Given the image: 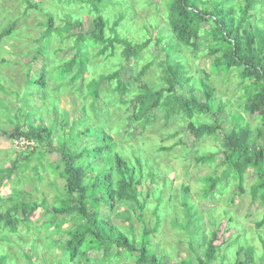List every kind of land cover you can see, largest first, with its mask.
<instances>
[{
    "label": "trees",
    "instance_id": "16d2710c",
    "mask_svg": "<svg viewBox=\"0 0 264 264\" xmlns=\"http://www.w3.org/2000/svg\"><path fill=\"white\" fill-rule=\"evenodd\" d=\"M161 1L166 8V26L157 29L156 34L149 38L155 41L156 47L163 54V62L158 63L157 66L164 89L157 92H152L145 83H140V80L153 66L151 61L141 65L140 71L129 79L137 83L134 92L130 90L132 88L130 82L124 83L119 79V74L125 69L127 63H139L149 40L145 39L136 43L128 38V35L120 36L118 25L124 21V25L127 23L130 27L125 21L124 13L131 12L132 9L127 5L125 12L118 14L117 19L109 23L107 10L115 7L114 0H53L52 2L55 4H64L67 9L70 7L74 9V5H77V8L86 9L92 17V30L89 33H82L78 17L72 16H67L68 19H63L64 21L57 26L53 17L46 14L45 22L42 24L43 29L34 42L35 48L26 54L30 58L27 64L28 69L39 56L46 62H50L49 64L52 66L48 71L50 65L44 63L41 67V74L35 75L34 79L29 82L36 86L39 93V97L34 98L36 96H33L37 111L30 105L26 106L27 112L20 114L22 122L19 125H14L10 132L0 130V135L12 142L24 139L33 143L31 149L17 153L15 160L11 162L12 165L0 169V186L9 180V176L16 170L19 161L29 163L32 156L35 155L36 168L42 170L43 157L51 152L58 154L61 170L58 166H54L51 170L64 180L65 194L61 195L60 200H57L49 218L53 216L69 217L74 222V225L65 231V241L61 244L64 255L63 263L91 264L92 261L87 255L89 251H93L101 252L100 260L104 264H109L114 259L119 261L118 254L121 252L125 257L133 256L134 264H164L163 260L157 258L148 248L149 237L157 231L160 223L157 216L158 207H155L151 213L155 224L148 229L143 223L145 200H140L141 194L137 195L135 192L136 187L142 181L151 182L153 180L154 173H156L154 168H149L151 173L147 174L142 169L140 161L135 158V153L130 161L124 154L120 155L112 138L103 129L98 132L97 137L92 134L93 130L88 129L91 122L84 114V107L80 112L83 115L74 116L68 123L67 115L63 110H59L57 105L60 102L61 94L62 99L77 96V94L74 96L68 92L73 87L82 88L84 91L83 102L88 101L90 111L95 114L94 102L99 96V84L104 81L113 82V88L109 95L117 98V101L127 97V105L132 108V116L136 123V130L131 135L133 138L145 130L146 115L152 110H159L165 123L173 121L176 117L186 120L188 134L198 142L204 136L212 135L223 127L219 118L224 113L226 106L219 102L215 103L214 90L209 83L211 76L217 71H222L225 75L230 71H237L239 82L243 85L245 100L238 105L239 114L228 113L227 119L231 128L227 132L224 131L225 134L220 141L218 151L222 158L218 165L224 167V170L218 176H207L201 180L203 197L215 193L226 181L233 183L235 194L232 196H241L244 193L247 171L252 170L255 174V182L250 187V200L251 203H259L264 208V145L258 143L261 137L264 141V14L260 18V13L264 10V0ZM26 5L29 9L41 11L40 7L36 5H31L28 2ZM203 26H207L204 33L207 40L205 56L210 60V67L201 70L202 79H197L194 84L192 83L193 76H190V71L180 57L179 49L197 53ZM15 27V21L6 22L0 29V42L9 38L14 33ZM165 28L169 32V37L161 36ZM164 39H167V45L163 44ZM55 41V48H59L50 49ZM61 47L72 48L73 57L69 62L53 59L60 53ZM93 50L95 52L91 55ZM47 55L49 58H46ZM98 58L104 63L115 59L116 63L106 73L94 71L96 75L92 73L89 75L91 79L87 80L86 78L82 83L81 78L88 74L91 61ZM65 83L69 84L65 86L66 91H60L58 95L49 88L50 86L61 88ZM195 85L201 92L200 100L194 96ZM183 88L190 91V97L177 95V89ZM27 90L25 93L29 95L33 93ZM2 91L6 92L4 89ZM45 94L52 100L48 113L45 111ZM11 106L18 108V106ZM58 111L63 118V128L65 129L63 135L66 136V139L63 143H59L57 148L51 150L54 133L50 126H47L45 117L49 118L53 112ZM32 115H37V117L30 120ZM197 116H209L211 122L194 123ZM244 116L257 117L261 129L256 132V135L251 134L250 127L243 121ZM81 126L86 128L81 130ZM81 137L93 138L95 147L80 153L73 151L76 139ZM38 147L43 151L38 153ZM165 150L170 151L169 148L162 149V151ZM216 156L215 152L210 153L197 157L196 162L212 164ZM83 157H87L89 160H99L102 168L96 171L89 164L79 162ZM26 197L25 192L12 190L5 199V203L11 204V206L4 212L0 211V228L14 234L19 222H30L32 214L42 205L31 200L24 202ZM180 197L184 215V225L181 227L195 226V234H199L202 241V255L195 258L194 264H224V254L222 257L218 256L224 243L217 246L214 244L220 238L219 228L216 227V230L206 236L200 226L201 217L198 210L188 201L189 188L187 186H181ZM158 201L159 198L155 200L156 203ZM2 202L3 200H0V203ZM120 205H133L137 209L135 220L141 222L140 245L138 247L134 244L133 226L126 233L114 226L110 219L109 214L117 213L116 208ZM103 206L107 207L110 213L101 215L100 210ZM133 210L130 208L128 212L132 213ZM46 225L45 228L49 229L51 222L49 221V224ZM60 226L61 222L56 228H53L54 232L50 236H53L54 233L57 235ZM254 228L256 230L264 229V212L260 220L255 223ZM190 240L192 241L190 242L191 246L193 240ZM111 249H115V251L113 252ZM262 249L263 255L257 259L260 264H264V243H262ZM27 259L29 264H33L30 258ZM5 260V257L0 256V264H4ZM180 264H192V262L183 259ZM231 264H256L253 247L241 243L232 257Z\"/></svg>",
    "mask_w": 264,
    "mask_h": 264
},
{
    "label": "rangeland",
    "instance_id": "374dc122",
    "mask_svg": "<svg viewBox=\"0 0 264 264\" xmlns=\"http://www.w3.org/2000/svg\"><path fill=\"white\" fill-rule=\"evenodd\" d=\"M52 1L0 0V29L8 21L16 22L14 33L0 42V130L10 132L14 125H19L22 122L20 114L27 112L26 106L30 105L36 110V103L33 102V99L39 97V93L36 86L29 82L34 79L35 75L41 74V67L44 63L50 65L48 71H50L52 65L39 56L36 57L30 69H28L27 64L30 58L26 54H29L35 48L34 42L43 29L42 24L45 22L46 14L53 17L57 26L64 21L63 19H68L67 16H72L74 18L78 17L82 33H89L92 30V17L86 9H82L80 6H78L80 8H77V5L73 6L74 9H71V7L67 9L64 4H55ZM26 2L40 7L41 11L29 9ZM114 2L115 7L107 10L109 23L114 22L118 14L124 13L127 5L131 6L132 9L131 12L124 13L125 21L128 22L130 27L127 23L124 25V21L118 25L120 36L128 35V38L133 42L136 41V43H140L145 39L149 40L139 63H127L125 69L119 74V79L124 83L130 82L132 87L130 90L134 92L137 83L129 79L140 71L141 65L151 61L153 66L140 80V83H145L152 92L164 89L157 66L158 63L163 62V54L156 47L155 41L152 38L149 39L156 34L157 29L166 26L164 3L161 0H114ZM260 14L261 18L264 10ZM206 30L207 26H203L200 32L197 53L182 48L179 49L180 57L190 71V76H193L192 83L194 84L197 79H202L201 70L210 67V60L205 56L207 40L204 33ZM161 36L169 37L167 28L161 33ZM55 44L56 41L52 43L50 49H54ZM163 44L167 45V39H164ZM94 52L93 50L90 54L93 55ZM72 57V48L61 47L60 53L53 59L69 62ZM46 58H49V56L47 55ZM99 60L100 58L91 61L88 74L81 78L82 83L86 78L87 80L90 78L89 75L95 74L94 71H104L106 73L116 63L115 59L106 60V63ZM49 83L51 84V82ZM112 83L104 81L99 84V96L94 102L95 114L90 111L89 102H83L84 91L81 87H73L68 91L74 96L77 94L76 97L62 99L61 94L57 107L67 115L66 120L68 123L71 122L74 116H82L83 114L80 112L84 107V114L91 122L88 129L93 130L92 134L97 137L98 132L103 129L112 138L120 155L124 154L127 160L130 161L134 157L133 153H135V158L140 161L142 169L147 174L151 173L149 168H154L156 173H154L153 180L151 182L148 180L142 181L141 186L138 185L135 190L137 195L141 194L139 196L140 200H145L143 223L148 229L155 224L151 213L155 207H158L159 227L149 237L150 244L148 248L152 250V253L163 260L164 264H180L183 259L191 260L194 264L195 258L203 252L200 235L195 234L196 227L186 228V225L181 227V225H184V215L180 205V188L185 185L189 188L188 201L198 210L201 217L200 226L202 231L206 236H209L216 230V227L219 228L220 238L214 244L217 246L222 242L224 243L218 253L219 257L224 254V264H231L232 257L241 243L253 247L256 264H260L257 259L263 255L264 229L256 230L254 225L260 220L264 208L259 203H251L249 195L250 187L255 182V174L252 170L247 171L243 188L244 193L241 196H232V194H235V189L232 187L233 183L226 181L215 193L203 197V185L201 183L204 177L218 176L224 170V167L218 165L222 159L218 151L223 135L231 128L227 119L228 113L239 114L238 105L245 100L242 90L243 85L239 82L237 71H230L227 75L223 74L222 71H217L211 76L209 83L214 90V101L226 106L224 113L219 118L223 127L212 135L204 136L198 142L188 134L186 120L176 117L173 121L170 120L165 123L159 110L150 111L145 117L147 121L145 130L139 136L131 137L132 132L136 130L132 108L127 105V97L117 101V98L109 95L113 88ZM68 85V83H65L61 88L55 86L49 88L54 94L58 95L60 91H66L65 86ZM57 88L58 91L56 92ZM3 89L6 92H3ZM26 89L33 93L30 95L25 93ZM176 92L181 97L188 98L191 95L186 88L177 89ZM193 93L198 100L201 99V92L197 85H195ZM33 96L36 97L33 98ZM44 102H46L45 111L48 113L52 100L47 97V94L44 96ZM11 105L18 106V108H13ZM35 117L37 115H32L30 120ZM45 120L47 126H50L54 133V138L51 140L52 150L66 139V136L63 135L65 133L63 118L58 111L53 112L49 118L45 117ZM243 121L250 127L252 135H256V132L261 129L256 116H244ZM210 122L211 118L209 116H197L194 120V123ZM84 128L86 127H80L81 130ZM14 142L15 140L12 142L0 135V169L12 165L11 162L15 160L18 152L26 151V149L17 148ZM258 143L264 145L263 137ZM75 144V149L72 150L76 153L91 150L95 147L93 138L81 137L76 139ZM163 148H169L170 151H162ZM43 149L46 150L45 146ZM42 151L40 147L37 148L38 153ZM214 152L217 155L214 163L196 162L197 157ZM34 159L35 155L32 156L29 163L19 161L16 170L9 176V180H6L0 186V200H3L0 203V211L4 212L6 208L11 206V204L5 203V199L12 190L25 192L27 197L24 202L31 200L41 204L42 207L32 214L29 223L19 222L14 234L0 228V256L6 258L4 264H29L27 258H30L33 264H68L67 262L63 263L64 255L61 244L65 241V231L73 226L74 222L69 217L53 216L49 218L57 200H60L61 195L65 194L64 180L51 170L54 166L60 167L61 170V165L58 162L59 156L55 152L45 155L41 161L42 170L36 168L37 163ZM79 162L89 164L96 171L102 168L99 160H89L87 157H83ZM161 187L164 188L161 189ZM231 196L232 199H230ZM158 198L159 201L156 203L155 200ZM229 200H231L230 203H228ZM101 208V215L110 213L107 207L103 206ZM130 208L134 209L132 213L128 212ZM116 209L117 213L109 214L113 225L118 227L119 230L126 231V233L133 226L134 244L138 247L140 245L141 222L135 220L137 209L133 205H120ZM49 221L52 228L46 229V224H49ZM59 222H61L60 231L57 232V235L54 233L53 236H50L54 232L53 228H56ZM190 239L193 240L191 246L190 242L192 241ZM112 251L114 252L115 249ZM100 255L101 252L89 251L87 256L92 261L91 264H94L95 261L96 264H104L100 260ZM118 256L120 257L119 261L114 259L109 264H134L133 256L125 257L122 252Z\"/></svg>",
    "mask_w": 264,
    "mask_h": 264
},
{
    "label": "built area",
    "instance_id": "2783aa9c",
    "mask_svg": "<svg viewBox=\"0 0 264 264\" xmlns=\"http://www.w3.org/2000/svg\"><path fill=\"white\" fill-rule=\"evenodd\" d=\"M15 146L19 149H31L33 147V143L27 142L24 139L15 140ZM15 148V147H14ZM16 149V148H15Z\"/></svg>",
    "mask_w": 264,
    "mask_h": 264
},
{
    "label": "crops",
    "instance_id": "0c3cea01",
    "mask_svg": "<svg viewBox=\"0 0 264 264\" xmlns=\"http://www.w3.org/2000/svg\"><path fill=\"white\" fill-rule=\"evenodd\" d=\"M4 168H6V167H4Z\"/></svg>",
    "mask_w": 264,
    "mask_h": 264
},
{
    "label": "clouds",
    "instance_id": "9594fccd",
    "mask_svg": "<svg viewBox=\"0 0 264 264\" xmlns=\"http://www.w3.org/2000/svg\"><path fill=\"white\" fill-rule=\"evenodd\" d=\"M29 150V149H28Z\"/></svg>",
    "mask_w": 264,
    "mask_h": 264
}]
</instances>
